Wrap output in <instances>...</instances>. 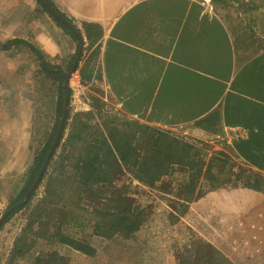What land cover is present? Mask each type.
Returning a JSON list of instances; mask_svg holds the SVG:
<instances>
[{
	"label": "rangeland",
	"instance_id": "rangeland-1",
	"mask_svg": "<svg viewBox=\"0 0 264 264\" xmlns=\"http://www.w3.org/2000/svg\"><path fill=\"white\" fill-rule=\"evenodd\" d=\"M51 1L79 27L77 20L70 16L65 0ZM202 4L207 9H212L213 6L218 13L230 18L238 27L241 40L247 38L248 41L243 40L248 44L257 39L260 41L264 35L260 34V15H264L260 12V0H202ZM45 17L54 23L36 0H0V44L24 36L28 37L25 41L38 48L32 41L34 35L24 26L32 20L45 27L42 20ZM72 43L71 59L68 60L64 56L56 59L63 70L76 58V43L73 40ZM96 45H90L85 40L79 62L84 63L78 64L77 68L80 65V70L77 69L70 79V113H92L91 123H107L111 117H116L119 122L125 121L127 118L115 112L110 100L100 94L90 81L97 72L94 55ZM45 59L51 64L52 60L48 57ZM38 65L35 56L27 48L19 47L0 52V217L22 190L33 157L42 148L54 125L55 84L45 77ZM91 97L100 102L101 108ZM180 131H174V134L185 139L192 138L187 134H179ZM209 145L210 152L224 151L237 166L260 174V169L251 167L249 162L243 159L238 146H226L219 139L209 142ZM60 155L61 149L58 150L53 165L48 168L43 182L35 191L30 205L0 228V264H8L13 244L24 230L27 242H32V249L25 257L13 260L11 264H34L39 254L50 251H57L69 264H180L182 260L186 261L185 264L209 263L210 259H197L202 244L212 238L208 231L200 223L193 222V216L190 218L183 215L178 221H174L179 212L182 187L189 177L188 173L179 167H173L169 174L162 177L153 187L138 183L126 170L114 180L110 190L121 191L124 197L130 199L133 208L144 212L143 225L129 238L116 236L105 240L93 235L95 212L107 210L110 206L107 200L89 202L82 198L77 201L76 194L72 193L69 186L57 188L59 192L48 197L50 204L45 207L46 211L39 210L38 215L45 223L49 221L51 225L56 226L62 224L60 229L65 234L88 242L96 250L93 257L85 256L66 246L50 247L42 239L34 238L32 233L37 231L38 220L36 216H33L34 219L30 218L31 212L45 195L46 185L55 187L61 177L60 167L65 166L67 162L61 160ZM263 213L264 210L262 212L258 206L252 215L229 222L230 227L234 229L231 234L232 242H241L254 250L259 264H264V244L261 242L264 239ZM31 219L36 222L29 231L27 225ZM52 229L54 228L49 231ZM233 252L226 256L227 260H223L225 264L229 263ZM223 253L227 254L225 250Z\"/></svg>",
	"mask_w": 264,
	"mask_h": 264
},
{
	"label": "trees",
	"instance_id": "trees-1",
	"mask_svg": "<svg viewBox=\"0 0 264 264\" xmlns=\"http://www.w3.org/2000/svg\"><path fill=\"white\" fill-rule=\"evenodd\" d=\"M36 1L56 26L76 43V57L79 39L70 29L49 15L40 0ZM44 1L72 27L80 36V40H83L84 36L90 45L97 44L94 48L96 59L99 56L100 40L108 25L120 8L128 3V0H90L89 3L78 6L82 29L80 30L51 0ZM19 47L27 48L35 56L40 71L55 84V120L42 148L33 157L22 190L7 208L10 214L3 225L30 205L35 191L43 182L48 168L53 165L55 156L61 149L60 159L67 162L65 166L60 167L61 177L58 178L55 187L51 184L46 185L45 195L31 212L30 218L36 216L38 220L37 231L32 233L34 238L42 239L50 247L66 246L85 256L93 257L96 250L88 242L65 234L60 229L62 224L56 226L51 225L49 221L45 223L38 215L39 210H45L50 204L48 197L59 192L57 188L69 186L72 193L76 194L77 201H81L82 198L89 202L107 200L110 203L108 209L95 212L93 235L105 240L116 236L129 238L143 225L144 212L133 208L130 199L124 197L121 191L110 190L114 180L126 170L138 183L153 187L162 177L167 176L173 167H179L185 170L189 177L182 187L179 212L174 221H178L183 215L190 218L193 216L191 220L203 225L208 235L212 237L208 245L199 246L201 251L197 259L201 260L205 253L211 251L214 252L215 264H225L223 260H227L226 256L234 251L228 264H259L254 256V250L241 242H232L231 234L234 229L230 227L229 222L252 215L258 206L263 212L264 176L237 166L224 151L210 152L211 146L207 141L181 138L169 131L154 129L128 119L119 122L116 117H111L107 123H91L92 113L71 114L69 110L60 143L49 159L40 183L29 200L23 203L27 191L46 162L62 115L64 99L66 96L71 98L72 90L65 87L64 82L73 61L68 64L66 70H63L61 66L50 64L34 45L17 38L1 43L0 52H8ZM91 98L101 108L100 102L95 97ZM214 119L212 117L204 119L195 126L211 132L207 125L213 124ZM36 220L29 221L27 225L29 231ZM52 227L54 229L50 232L49 229ZM25 236L24 230L15 240L8 264L25 257L32 249V242L28 243ZM261 242L264 244V239ZM224 250L226 255L223 253ZM185 262L182 260L180 264ZM34 264L69 263L57 251H50L39 254Z\"/></svg>",
	"mask_w": 264,
	"mask_h": 264
},
{
	"label": "crops",
	"instance_id": "crops-1",
	"mask_svg": "<svg viewBox=\"0 0 264 264\" xmlns=\"http://www.w3.org/2000/svg\"><path fill=\"white\" fill-rule=\"evenodd\" d=\"M65 1L81 30L78 6L90 0ZM211 8L202 0H128L100 40L90 81L128 120L238 146L243 159L264 176V35L248 44L230 18ZM42 20L45 27L32 20L24 27L51 64L61 66L56 59H71L72 39ZM210 117L215 118L207 125L211 132L195 126ZM213 254L201 260L215 264Z\"/></svg>",
	"mask_w": 264,
	"mask_h": 264
},
{
	"label": "water",
	"instance_id": "water-1",
	"mask_svg": "<svg viewBox=\"0 0 264 264\" xmlns=\"http://www.w3.org/2000/svg\"><path fill=\"white\" fill-rule=\"evenodd\" d=\"M43 7L46 9V11L48 12L49 15H51L54 19H56L57 21H59L60 23H62L64 26H66L68 29H70L74 35L79 39V49H78V53L76 55V58L73 62L72 68L70 69V71L67 73L66 77H65V82H64V86L65 87H69L70 88V79L73 76V74L75 73L77 66L80 62V59L82 57L83 54V47H84V42L83 40H80V36L74 32V30L72 29V27L70 25H68V23L66 21H64L54 10H52L48 4H46V2L44 0H40ZM68 111H69V97L66 96L64 99V105H63V111H62V115L56 130V134L54 136L53 142L51 144V147L48 151L47 154V159L46 162L44 163V165L42 166L41 170L39 171L34 183L31 185V187L29 188V190L27 191L24 201L23 203H26L30 196L32 195V193L35 191L36 187L38 186V184L40 183L45 168L47 167L48 161L51 158V156L53 155L54 151L56 150L57 146L60 143L63 131H64V126H65V122H66V118L68 115ZM10 211L6 210L0 217V228L3 225L4 220L9 216Z\"/></svg>",
	"mask_w": 264,
	"mask_h": 264
}]
</instances>
